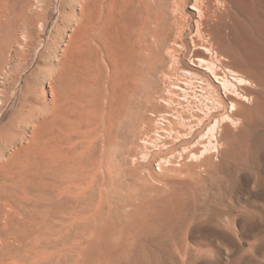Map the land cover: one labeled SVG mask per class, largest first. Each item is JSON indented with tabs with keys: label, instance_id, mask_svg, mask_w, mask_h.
<instances>
[{
	"label": "bare ground",
	"instance_id": "1",
	"mask_svg": "<svg viewBox=\"0 0 264 264\" xmlns=\"http://www.w3.org/2000/svg\"><path fill=\"white\" fill-rule=\"evenodd\" d=\"M262 2L0 0V264L142 257L264 118Z\"/></svg>",
	"mask_w": 264,
	"mask_h": 264
},
{
	"label": "rangeland",
	"instance_id": "2",
	"mask_svg": "<svg viewBox=\"0 0 264 264\" xmlns=\"http://www.w3.org/2000/svg\"><path fill=\"white\" fill-rule=\"evenodd\" d=\"M242 1L248 3L252 0ZM253 2L262 1L253 0ZM253 7L255 10L252 12L249 8V18L246 20L247 29L251 31L253 29L250 25L253 20L259 19L264 23V3H256ZM253 36L247 50L253 48V52L258 53L257 61H260L264 70V40L257 31L253 32ZM6 109L5 113H9L12 106ZM262 122L264 118L260 125L252 129L248 127L247 130L240 132L233 149L224 148L223 152L215 157V169L213 168L212 173L205 177V183L203 182L201 187L189 195V197L192 195V198L181 205L183 209L182 212L179 209L177 214L179 217L173 218L171 215L170 223L161 234L155 236V239H150L153 242L142 241L140 249L144 248V252L142 257H138H141L143 262L137 257V261H133V264H262V262L264 264V123ZM157 248L160 251L157 252ZM206 248L214 249V252L208 253ZM146 256H149L151 262Z\"/></svg>",
	"mask_w": 264,
	"mask_h": 264
}]
</instances>
